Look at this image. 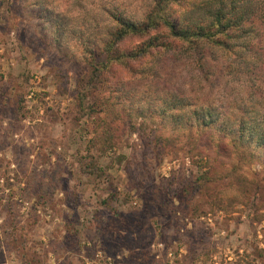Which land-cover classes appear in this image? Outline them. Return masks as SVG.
Returning <instances> with one entry per match:
<instances>
[{"label": "rangeland", "instance_id": "obj_1", "mask_svg": "<svg viewBox=\"0 0 264 264\" xmlns=\"http://www.w3.org/2000/svg\"><path fill=\"white\" fill-rule=\"evenodd\" d=\"M146 1L0 0V264H264V164L151 113L164 87L222 107L238 83L187 58L86 82L109 13Z\"/></svg>", "mask_w": 264, "mask_h": 264}, {"label": "trees", "instance_id": "obj_2", "mask_svg": "<svg viewBox=\"0 0 264 264\" xmlns=\"http://www.w3.org/2000/svg\"><path fill=\"white\" fill-rule=\"evenodd\" d=\"M145 4L139 19L109 13L114 22L109 39L102 40L101 47L85 48L93 68L86 82L103 80L110 67L137 59L132 80L149 84L156 83L169 59H190L199 70L209 72V80L215 70V74L225 71L244 95L238 92L231 102L217 107L194 103L184 91L173 88L175 94L164 87L169 96L166 107L151 113L177 125L183 122L181 114L190 112L185 126L195 124L197 131L209 128L219 133L215 147L232 152L226 158L264 164V0H147ZM254 192L264 194L257 186Z\"/></svg>", "mask_w": 264, "mask_h": 264}]
</instances>
